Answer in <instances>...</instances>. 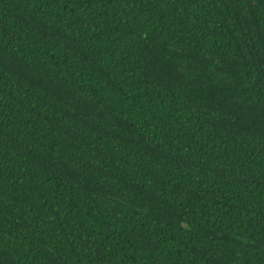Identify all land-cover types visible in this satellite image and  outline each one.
Segmentation results:
<instances>
[{
	"label": "trees",
	"instance_id": "1",
	"mask_svg": "<svg viewBox=\"0 0 264 264\" xmlns=\"http://www.w3.org/2000/svg\"><path fill=\"white\" fill-rule=\"evenodd\" d=\"M0 264H264V0H0Z\"/></svg>",
	"mask_w": 264,
	"mask_h": 264
}]
</instances>
